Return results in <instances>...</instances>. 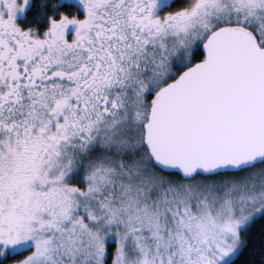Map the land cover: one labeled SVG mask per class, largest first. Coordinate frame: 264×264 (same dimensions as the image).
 <instances>
[{"label":"snow or ice","instance_id":"snow-or-ice-1","mask_svg":"<svg viewBox=\"0 0 264 264\" xmlns=\"http://www.w3.org/2000/svg\"><path fill=\"white\" fill-rule=\"evenodd\" d=\"M27 2L0 0V264H264V0L43 31Z\"/></svg>","mask_w":264,"mask_h":264},{"label":"trees","instance_id":"trees-1","mask_svg":"<svg viewBox=\"0 0 264 264\" xmlns=\"http://www.w3.org/2000/svg\"><path fill=\"white\" fill-rule=\"evenodd\" d=\"M180 0H176L175 4ZM60 0H32V3L26 11L24 24L28 26L35 24L40 31H43L48 25V15H56L64 9L59 6ZM174 4V5H175Z\"/></svg>","mask_w":264,"mask_h":264},{"label":"flooded vegetation","instance_id":"flooded-vegetation-1","mask_svg":"<svg viewBox=\"0 0 264 264\" xmlns=\"http://www.w3.org/2000/svg\"><path fill=\"white\" fill-rule=\"evenodd\" d=\"M175 2H176V0H169L167 3H164V5L161 7L160 10H162V9L165 10L167 8V6H173L175 4ZM179 2L180 1H178V3ZM31 3H32V0L30 2V5H31ZM30 5H29V7H30ZM59 6L64 8V9L60 10L59 13L56 14V16H59L61 11L66 12L69 16H71V15L83 16L85 14V9L83 7L82 0H60ZM28 8H27V10H28ZM25 15H26V12L24 13L23 17H21V18L15 17V21L18 24H20L22 27H26L24 24ZM70 26H72V27L67 29V32L69 35L71 34V32L74 30V27H75L74 25H70Z\"/></svg>","mask_w":264,"mask_h":264},{"label":"rangeland","instance_id":"rangeland-1","mask_svg":"<svg viewBox=\"0 0 264 264\" xmlns=\"http://www.w3.org/2000/svg\"><path fill=\"white\" fill-rule=\"evenodd\" d=\"M169 0H165V3H167ZM30 2L31 0H28L27 4L24 6V8L22 10L18 9L17 10V13H16V16L15 17H18V18H21L23 17L24 13L26 12L27 8L29 7L30 5ZM166 8V7H165ZM164 9H162L161 11H163ZM166 10V9H165ZM72 26H68V28H71Z\"/></svg>","mask_w":264,"mask_h":264}]
</instances>
